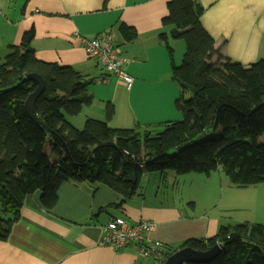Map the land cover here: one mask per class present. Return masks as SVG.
Masks as SVG:
<instances>
[{
  "label": "trees",
  "instance_id": "obj_1",
  "mask_svg": "<svg viewBox=\"0 0 264 264\" xmlns=\"http://www.w3.org/2000/svg\"><path fill=\"white\" fill-rule=\"evenodd\" d=\"M168 9L162 25L172 27V39L186 45L180 65L167 45L171 77L180 88L179 121L112 128L115 107L107 103L106 120L89 119L80 130L67 117L93 105L94 81L69 66L38 60L34 28L20 46L10 47L0 63V241L10 236L28 196L40 191L41 204L52 210L61 187L72 181L119 194L120 203L110 206L115 209L142 195L146 174L167 180L170 172H223L241 189L264 183V59L246 68L221 56L200 22L204 9L194 0H170ZM119 31L126 41L138 38L134 28L121 25ZM214 56L218 62L212 64ZM31 74L44 82L35 114L47 131L25 110L37 88L26 80ZM218 244L223 251L208 264H264V225L249 222L221 226L211 239L164 246V256L186 247L204 252Z\"/></svg>",
  "mask_w": 264,
  "mask_h": 264
},
{
  "label": "crops",
  "instance_id": "obj_2",
  "mask_svg": "<svg viewBox=\"0 0 264 264\" xmlns=\"http://www.w3.org/2000/svg\"><path fill=\"white\" fill-rule=\"evenodd\" d=\"M194 1L204 9L200 22L221 56L246 68L264 59V0ZM169 3L170 0H0V63L10 47L20 46L24 34L34 28L32 48L38 60L69 66L86 80L94 81L89 87L93 105L79 116L67 117L74 127L83 129L89 119L105 121L107 103L115 107V117L109 122L112 128L179 121L182 115L175 101L180 88L171 77L167 45L173 47L177 65L183 60L186 45L172 39V27L162 25L169 15ZM121 25L134 28L138 38L126 41L119 31ZM103 33L113 35L125 71L134 79L131 90L90 58L83 43L75 39L76 35L90 39ZM162 33L167 40L160 38ZM211 62L217 63L218 57ZM141 194L115 209L110 206L120 203L119 194L104 185L72 181L59 190L57 206L47 210L38 191L25 199L19 221L8 239L0 241V264H157L134 248L116 252L100 245L103 227L116 218L131 223L152 222L156 228L148 239L175 247L190 239H211L221 226L231 225L209 211L198 215L195 203L189 214L181 206L150 200L143 189Z\"/></svg>",
  "mask_w": 264,
  "mask_h": 264
},
{
  "label": "rangeland",
  "instance_id": "obj_3",
  "mask_svg": "<svg viewBox=\"0 0 264 264\" xmlns=\"http://www.w3.org/2000/svg\"><path fill=\"white\" fill-rule=\"evenodd\" d=\"M142 189L150 200L181 206L189 214L193 213L190 204L195 203L198 215L209 211L213 216H222L227 224L248 221L264 225V183L241 189L233 186L223 172L211 176L170 172L167 180H162L159 174H146Z\"/></svg>",
  "mask_w": 264,
  "mask_h": 264
},
{
  "label": "built area",
  "instance_id": "obj_4",
  "mask_svg": "<svg viewBox=\"0 0 264 264\" xmlns=\"http://www.w3.org/2000/svg\"><path fill=\"white\" fill-rule=\"evenodd\" d=\"M76 40L84 45L88 56L96 60L109 74L120 78L127 90H131L134 79L125 71V62L115 45L111 33H103L90 39L76 35ZM156 225L152 222L141 221L131 223L126 219H112L103 227L102 246L110 247L116 252L126 247L136 249L145 259H152L157 264L165 263L164 247L160 243L151 242L148 235Z\"/></svg>",
  "mask_w": 264,
  "mask_h": 264
},
{
  "label": "water",
  "instance_id": "obj_5",
  "mask_svg": "<svg viewBox=\"0 0 264 264\" xmlns=\"http://www.w3.org/2000/svg\"><path fill=\"white\" fill-rule=\"evenodd\" d=\"M26 80L35 82L37 84V88L26 100L25 110L35 124L41 126L42 129L47 131L48 128L46 127V125H43L35 114L36 102L44 92L43 79L37 74H31L26 77ZM222 251L223 245L220 244L204 252L186 247L170 255L166 259L165 264H208L216 259Z\"/></svg>",
  "mask_w": 264,
  "mask_h": 264
},
{
  "label": "clouds",
  "instance_id": "obj_6",
  "mask_svg": "<svg viewBox=\"0 0 264 264\" xmlns=\"http://www.w3.org/2000/svg\"><path fill=\"white\" fill-rule=\"evenodd\" d=\"M162 246H163V245H162ZM163 247H164V246H163ZM166 259H167V258H165V262H166ZM164 264H165V263H164Z\"/></svg>",
  "mask_w": 264,
  "mask_h": 264
}]
</instances>
